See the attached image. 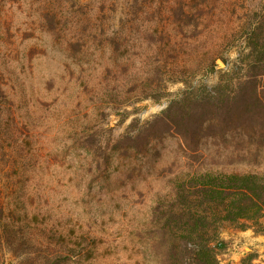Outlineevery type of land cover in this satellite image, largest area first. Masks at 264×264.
Instances as JSON below:
<instances>
[{
  "label": "trees",
  "instance_id": "obj_1",
  "mask_svg": "<svg viewBox=\"0 0 264 264\" xmlns=\"http://www.w3.org/2000/svg\"><path fill=\"white\" fill-rule=\"evenodd\" d=\"M231 1L167 0L166 6L161 2L155 7L150 3L147 9L159 18L157 23L172 18L181 37L191 38L177 39L150 28L137 64L118 40L113 0H97L95 5L80 0H0V11L9 6L8 15L17 6L24 20H31L24 22L30 30L53 36L45 42L38 39L40 55L46 57L48 49L66 54L62 67L69 77L62 80L75 96L72 107H67V99L60 102L67 88L50 102V97H39L40 112L52 115L53 127L58 128L50 139L47 130L46 136L40 131L31 134L27 123L16 122L12 101L0 85V264L8 253L23 257L26 264L94 259L100 245L97 236L78 222L62 225L49 211L33 209L28 186L50 168L73 163V147L79 164L76 172L87 182L86 191H92L111 157L106 153L108 145L103 146V133L91 121L97 117L105 121L137 101L161 102L168 82L188 84L189 75L215 73L218 60L228 64L222 54L235 45L231 37L245 44L248 52L221 75L217 85L201 86L196 94L171 100L163 115L186 144L196 146L190 150L193 153L198 151L199 129L220 132L221 139L239 132L245 136L246 153L226 162L213 159L205 166L190 161L169 180L170 189L158 193L147 235L161 250L164 264H219V250L226 247L220 239L223 228L246 230L251 224L264 233V13L257 4L244 8L241 0H233L234 14L240 9L243 14L236 16L230 29L225 16ZM135 2L125 0L128 14L136 13ZM105 46L111 51L107 63L80 57L103 52ZM42 120L40 115L38 122ZM69 127L73 131L68 132ZM46 138L51 148L44 146ZM34 140L39 146L28 148ZM10 170L13 174L2 175ZM25 197L30 200L28 207Z\"/></svg>",
  "mask_w": 264,
  "mask_h": 264
},
{
  "label": "rangeland",
  "instance_id": "obj_2",
  "mask_svg": "<svg viewBox=\"0 0 264 264\" xmlns=\"http://www.w3.org/2000/svg\"><path fill=\"white\" fill-rule=\"evenodd\" d=\"M96 1L80 0L81 3L94 5ZM166 1L137 0L134 3L136 13L128 14L125 0H113L116 8L114 28L118 40L125 43L128 57L133 62L138 64L142 41L150 28L157 27L165 35L177 39L191 38L181 37L172 18L167 21L163 17L160 18L163 22L157 23L159 18L154 19V12L147 9L150 3L153 7L159 6L161 2L166 6L169 3ZM169 4L172 7L174 3L170 1ZM232 4L233 0L225 16L230 29L236 16L243 14V9L237 12L238 15L234 14ZM254 4L259 5L264 13V0H241L239 5L244 8L251 5L253 8ZM138 6L144 10L142 13ZM9 8L6 6L0 11V85L12 101V111L20 126L21 122L27 123L31 134L40 131L46 136L47 130L48 137L55 136L58 128L53 127L52 115L40 112L39 97H50V102L57 93L67 88L60 102L67 99V107L74 106V91L62 80L65 78L62 65L66 54L59 53V49H48V55L41 56L42 47L37 45L38 39L45 42L53 36L30 30L24 24L26 19L17 6L11 7L7 15ZM30 35L35 37H26ZM231 40L235 41V45L229 52L222 54L228 64L219 60L215 73L189 75L188 84L168 82L166 97L161 102L151 99L137 101L113 113L105 121L100 117H97V121H91L98 133H103V146L108 145L106 153L111 157L110 162L103 167L100 178L93 184L92 191H86L87 182L76 172L75 167L79 164L75 160L77 153L73 147H70L73 163L65 164L63 168L52 167L39 180L33 178L34 183L28 186L34 197L33 209L49 211L62 225L78 222L100 240L94 259L61 264H164L161 250L153 245L147 235L148 222L158 193L168 191L169 180L186 169L190 161L195 162L194 165L205 166L213 159L226 162L246 153L243 146L245 136L239 132L226 133L221 139L217 136L221 135L220 132L211 134L204 129L197 130L199 146L198 151L193 153L190 150H196V146L186 144L176 128L168 127L163 115L171 100L184 94H196L201 86L212 88L217 85L221 75L248 52L237 37H231ZM99 42L101 39L96 44L100 45ZM80 57L84 60L91 58L95 63H99L102 58V63H107L111 59V51L105 46L103 52L97 51L94 55L87 52L80 54ZM40 115L44 123L38 122ZM45 123H50L46 129L37 128ZM69 130L73 131L70 127ZM214 131L221 130L211 129L209 132ZM213 135L217 137L213 138ZM30 144L28 148L31 149L39 146L35 140ZM44 146L52 147L47 138ZM82 162L85 163L84 160ZM8 173L13 174L10 170L2 175ZM28 202L30 200L25 197L27 207ZM220 239L226 247L219 250V264H264V233L257 232L256 226L250 224L246 230L226 226ZM26 263V259L11 253L6 254L4 261V264Z\"/></svg>",
  "mask_w": 264,
  "mask_h": 264
},
{
  "label": "water",
  "instance_id": "obj_3",
  "mask_svg": "<svg viewBox=\"0 0 264 264\" xmlns=\"http://www.w3.org/2000/svg\"><path fill=\"white\" fill-rule=\"evenodd\" d=\"M219 61V60H218Z\"/></svg>",
  "mask_w": 264,
  "mask_h": 264
}]
</instances>
